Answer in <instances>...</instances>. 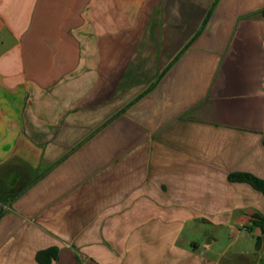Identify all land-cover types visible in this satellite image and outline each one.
<instances>
[{
	"label": "crops",
	"instance_id": "1",
	"mask_svg": "<svg viewBox=\"0 0 264 264\" xmlns=\"http://www.w3.org/2000/svg\"><path fill=\"white\" fill-rule=\"evenodd\" d=\"M231 173L264 179V0H0V264H264Z\"/></svg>",
	"mask_w": 264,
	"mask_h": 264
},
{
	"label": "trees",
	"instance_id": "2",
	"mask_svg": "<svg viewBox=\"0 0 264 264\" xmlns=\"http://www.w3.org/2000/svg\"><path fill=\"white\" fill-rule=\"evenodd\" d=\"M229 179L233 181H241L249 183L253 188L260 191L264 195V179L257 178L249 173H231ZM253 222L260 227L261 235L255 238V248L261 249V236L264 234V218L261 215L255 214ZM56 256V248H49L39 251L36 255L37 260L42 264H50L51 260Z\"/></svg>",
	"mask_w": 264,
	"mask_h": 264
},
{
	"label": "rangeland",
	"instance_id": "3",
	"mask_svg": "<svg viewBox=\"0 0 264 264\" xmlns=\"http://www.w3.org/2000/svg\"><path fill=\"white\" fill-rule=\"evenodd\" d=\"M196 236H197V239L201 240V238H202L201 235H199V236L196 235ZM255 238H256V236L252 237L251 239H249L248 241H246V244H244V245H248V246H252V245H253V248L256 250V248H255ZM227 244H229V241H228V239H227L226 236H223V237L221 238V240H220L216 245H214V250H218V251H219V250H222V249L225 248V246H226ZM241 244H242L241 241H237V242H235L234 245H233V249H234L236 246L241 245Z\"/></svg>",
	"mask_w": 264,
	"mask_h": 264
},
{
	"label": "water",
	"instance_id": "4",
	"mask_svg": "<svg viewBox=\"0 0 264 264\" xmlns=\"http://www.w3.org/2000/svg\"><path fill=\"white\" fill-rule=\"evenodd\" d=\"M261 249L264 251V234L261 236Z\"/></svg>",
	"mask_w": 264,
	"mask_h": 264
}]
</instances>
